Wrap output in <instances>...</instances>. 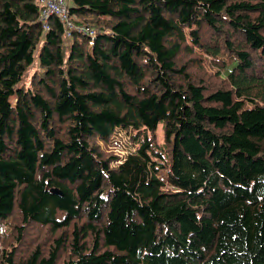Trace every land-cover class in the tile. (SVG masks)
I'll use <instances>...</instances> for the list:
<instances>
[{
    "label": "trees",
    "instance_id": "trees-1",
    "mask_svg": "<svg viewBox=\"0 0 264 264\" xmlns=\"http://www.w3.org/2000/svg\"><path fill=\"white\" fill-rule=\"evenodd\" d=\"M68 2L0 0V227L62 232L0 264H264V0Z\"/></svg>",
    "mask_w": 264,
    "mask_h": 264
},
{
    "label": "rangeland",
    "instance_id": "rangeland-1",
    "mask_svg": "<svg viewBox=\"0 0 264 264\" xmlns=\"http://www.w3.org/2000/svg\"><path fill=\"white\" fill-rule=\"evenodd\" d=\"M203 55L199 51L196 54L186 55L183 54L179 58L180 66L186 65L188 70L193 75L197 76L200 80L207 81V84L216 85L218 84L214 75L216 70L213 69L208 62L203 61L201 63V70L197 65L198 59L202 58ZM195 60V61H194ZM38 66L32 67L25 80V83L29 84L30 79L33 77L35 72H37ZM163 141L162 134L158 135V141ZM102 150L106 154H116L125 157L128 152V148L125 144V139H120V142H113L112 144H102L100 143ZM10 220V224L4 228V233H0V250L5 251H14L19 255L20 260L26 259L29 254H31L37 248L43 249L47 252L55 243V240L61 235L62 232L54 234L49 227H41L37 225H28L23 230H20V220ZM23 231V232H22ZM56 244V243H55ZM68 256L66 257V259Z\"/></svg>",
    "mask_w": 264,
    "mask_h": 264
},
{
    "label": "built area",
    "instance_id": "built-area-1",
    "mask_svg": "<svg viewBox=\"0 0 264 264\" xmlns=\"http://www.w3.org/2000/svg\"><path fill=\"white\" fill-rule=\"evenodd\" d=\"M39 5L42 7L40 20L43 23L44 29L49 30V19L56 16L63 24L66 38L69 40L72 37V30L75 28L72 19L70 18V8L68 0H38ZM93 39L96 33L90 29H84ZM92 45L93 42H90ZM0 233H4V228L0 227Z\"/></svg>",
    "mask_w": 264,
    "mask_h": 264
}]
</instances>
